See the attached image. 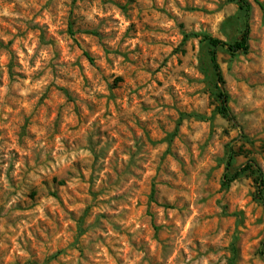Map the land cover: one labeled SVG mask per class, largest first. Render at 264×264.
Instances as JSON below:
<instances>
[{"label": "rangeland", "instance_id": "obj_1", "mask_svg": "<svg viewBox=\"0 0 264 264\" xmlns=\"http://www.w3.org/2000/svg\"><path fill=\"white\" fill-rule=\"evenodd\" d=\"M0 0V264H264V0ZM91 59V61L89 60ZM234 160L229 170V152Z\"/></svg>", "mask_w": 264, "mask_h": 264}, {"label": "trees", "instance_id": "obj_2", "mask_svg": "<svg viewBox=\"0 0 264 264\" xmlns=\"http://www.w3.org/2000/svg\"><path fill=\"white\" fill-rule=\"evenodd\" d=\"M238 5L239 10L244 15V23L243 28L241 31V35L238 40L234 42H226L221 41L219 39L210 37L208 35H200L201 41L206 43L208 47V61L212 68L213 74L216 78V92H217V100L219 102L218 106L216 107V113L219 114L221 117L227 119L228 121L234 120L232 117L227 103H228V95L224 92L221 88L223 84L222 75L220 72V67L217 61V53L219 50H224L226 53L234 56L237 54H246L249 50V26L247 23L248 13L250 12V5L246 0H233ZM91 61V59H89ZM234 153L232 151L229 152L227 162H226V170L232 165L234 160ZM251 172L254 175V182H255V199L263 206L264 208V177L254 163V161H249L243 168L234 170L232 173L227 172L223 176L222 185L223 187H228L232 182L239 179L240 177L244 176L246 172Z\"/></svg>", "mask_w": 264, "mask_h": 264}]
</instances>
